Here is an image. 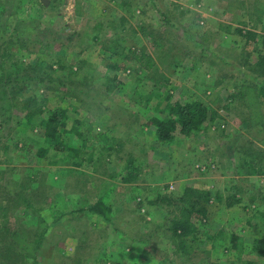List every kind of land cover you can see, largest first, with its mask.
<instances>
[{
	"label": "rangeland",
	"instance_id": "obj_1",
	"mask_svg": "<svg viewBox=\"0 0 264 264\" xmlns=\"http://www.w3.org/2000/svg\"><path fill=\"white\" fill-rule=\"evenodd\" d=\"M140 48L156 68L131 58ZM263 53L264 0H0V247L15 253L0 251V264L253 261L264 210V97L258 108L253 89ZM114 75L124 86L108 91ZM33 95L43 116L68 108L69 128L94 123L85 150L40 155L44 128L23 111ZM194 100L218 110L215 123L162 143L151 124L158 107ZM101 132L114 149L102 150ZM68 141L82 144L74 133ZM128 171L137 177L124 181ZM187 186L212 195L207 219L193 218L198 239L179 249L170 219ZM99 200L109 220L89 211ZM235 234L241 257L226 249Z\"/></svg>",
	"mask_w": 264,
	"mask_h": 264
},
{
	"label": "trees",
	"instance_id": "obj_2",
	"mask_svg": "<svg viewBox=\"0 0 264 264\" xmlns=\"http://www.w3.org/2000/svg\"><path fill=\"white\" fill-rule=\"evenodd\" d=\"M249 37L255 38L257 34L253 31L248 32ZM133 60L145 68V70H152L156 68V63L152 53L148 52L145 48H140L133 50L131 56ZM255 70L259 71L258 77H261V81L255 83V86L258 87V94L256 95V103L258 108L262 106V100L260 97H264V53L259 54L257 62L254 63ZM112 69L119 68L118 64H111ZM44 79V78H42ZM124 86V83L118 80L117 75L108 78L107 90L115 91L116 89ZM254 91V90H253ZM260 110V109H259ZM23 111H25V116L27 122H32L35 116L39 118V125L44 128V142L48 145L40 149V155L46 154L50 149L57 151L64 150H85L87 143V135H90V132L95 128L94 123L89 122L83 118H77L74 124L69 128V110L65 107H58L54 110L48 112L47 116H43L45 110L43 108V102L37 96H30L25 98L23 103ZM158 114H155L151 118V124L156 126V133L158 139L162 143L171 142L176 138H188L199 134L201 132L207 131L219 117L218 110L210 107L209 105L203 103L202 101L194 100L182 104L180 102L176 103H167L164 107L159 106L157 110ZM259 114H262L260 110ZM261 116V115H260ZM259 116V119L261 117ZM264 120H260L257 124H263ZM84 125H87L86 129H83ZM74 133L82 140L81 146L77 148H72L67 143L69 142L70 134ZM99 137L103 141L102 150H111L114 149V145L110 144L109 141H113L115 138L108 136L106 132L99 133ZM79 153V151H78ZM255 156V155H254ZM83 159L86 158V152H84ZM82 159V160H83ZM128 168H131L134 171H137V168L134 166V162L130 161L128 163ZM257 173L264 174V165L257 171ZM138 173L128 171L127 176L123 178L124 181H131L137 177ZM211 190L201 187H192L187 186L181 198L178 200V203L181 205L178 206L179 214H175L170 219L169 229L172 231L173 235L178 239L179 249H185L186 246L193 245L199 237V228L193 221V218L197 217L200 221L206 220L209 214L208 210V201L211 197ZM220 199V198H219ZM234 202L237 200L232 198ZM230 202L228 205H232ZM89 211L95 214H100L104 219L109 220L110 214L112 213V207L107 205L105 201L99 200L96 203L89 206ZM258 221L253 224V242L252 250L254 255L253 261L249 260L243 262V264H255V258H264V210L258 211L256 213ZM21 238L24 240L26 236H23L20 233ZM217 235H223V232H219ZM210 239H213V236H208ZM231 244L227 245V250L237 251L239 257L242 255L243 248H239V236L232 235L230 236ZM0 247V251L4 253H10L9 258L15 257L11 255L14 253L12 248ZM226 250V251H227ZM15 254V253H14ZM7 258V257H6ZM8 259V258H7Z\"/></svg>",
	"mask_w": 264,
	"mask_h": 264
},
{
	"label": "crops",
	"instance_id": "obj_3",
	"mask_svg": "<svg viewBox=\"0 0 264 264\" xmlns=\"http://www.w3.org/2000/svg\"><path fill=\"white\" fill-rule=\"evenodd\" d=\"M199 101H202V100H199Z\"/></svg>",
	"mask_w": 264,
	"mask_h": 264
}]
</instances>
